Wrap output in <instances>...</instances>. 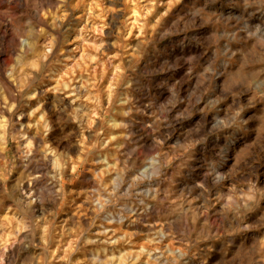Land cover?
<instances>
[{
    "label": "rangeland",
    "instance_id": "1",
    "mask_svg": "<svg viewBox=\"0 0 264 264\" xmlns=\"http://www.w3.org/2000/svg\"><path fill=\"white\" fill-rule=\"evenodd\" d=\"M0 264H264V0H0Z\"/></svg>",
    "mask_w": 264,
    "mask_h": 264
}]
</instances>
